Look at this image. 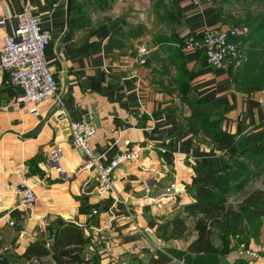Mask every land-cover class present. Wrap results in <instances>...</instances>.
Listing matches in <instances>:
<instances>
[{
	"label": "crops",
	"instance_id": "crops-1",
	"mask_svg": "<svg viewBox=\"0 0 264 264\" xmlns=\"http://www.w3.org/2000/svg\"><path fill=\"white\" fill-rule=\"evenodd\" d=\"M27 6L50 35L47 57L59 97L37 108L24 104L20 90L5 86L0 66V264H56L52 256L24 255L39 240L49 246L71 224L84 232L85 264H149L186 251L197 239L198 218L185 213L195 201L197 162L210 163L218 175L229 166L202 132L191 130L194 109L205 111V125L216 121L236 136L264 125V87L243 86L231 66L214 69L202 53L185 48L188 31L198 40L207 30L229 29L217 4L72 0L69 20L68 0H0V50ZM81 121L95 124L92 147L105 164L137 152L114 170L108 193L72 143L71 123ZM56 148L61 173L51 170ZM21 167L37 195L29 207L13 185ZM172 184L177 191L168 193ZM215 244L221 247L219 236ZM234 244L220 264H264L262 246Z\"/></svg>",
	"mask_w": 264,
	"mask_h": 264
},
{
	"label": "trees",
	"instance_id": "trees-1",
	"mask_svg": "<svg viewBox=\"0 0 264 264\" xmlns=\"http://www.w3.org/2000/svg\"><path fill=\"white\" fill-rule=\"evenodd\" d=\"M254 30L261 36L258 40L253 39L251 47L246 46L249 61L236 71L241 77L242 74L240 75L239 71L249 66L250 81L247 79L248 82H246L245 79L246 83H244L241 77L242 84L260 89L264 87V81L260 82L262 83L260 86L256 85L259 81L253 76L258 66L252 65V60L255 56L258 60L259 55L262 54L258 53V48L264 51V25L255 26ZM196 37L193 35L192 39L196 40ZM242 43L246 45L245 39ZM260 71L264 76V67H261ZM205 116L204 110L194 109L195 123L191 130L194 133L202 132L214 144V147L223 152L225 158L227 157L229 166L221 175H218L210 163L197 162L195 173L198 184L195 187V201L185 207L187 217L198 218L195 223L197 239L186 251L172 250L169 252L171 255L167 253L157 258L153 257L149 264H169L173 262V258H177L184 264H220L221 257L234 248L231 246L232 239L235 240V247L247 248L252 240L260 246L263 243L264 187L249 186V183L252 178H259L262 175V171L260 175L251 172L252 162L261 166L260 164H264V157H257L253 160V155L244 159L242 155L264 143V125L258 132L251 135L236 136L224 131L216 121L205 125ZM261 169L264 171V166ZM179 220L183 222L182 218H178L177 221ZM216 236H219L222 241L220 248L216 247ZM85 246L86 239L83 230L71 224L65 226L49 246L44 239L39 240L28 247L24 256L27 260H40L52 256L56 264H85ZM261 255L264 256V250Z\"/></svg>",
	"mask_w": 264,
	"mask_h": 264
},
{
	"label": "built area",
	"instance_id": "built-area-1",
	"mask_svg": "<svg viewBox=\"0 0 264 264\" xmlns=\"http://www.w3.org/2000/svg\"><path fill=\"white\" fill-rule=\"evenodd\" d=\"M192 1L196 6H200L203 2L214 3L217 0ZM34 12V7L27 6L20 15L16 16L18 27L15 35L3 38L0 66L6 75L5 86L20 90L24 104L37 108L49 100L58 98L59 87L51 72L47 57L50 35L41 29L40 18L35 16ZM248 34V27H235L225 31L207 30L198 40L192 39L189 31L182 37L185 41V48L202 53L210 67L223 69L229 65L237 70L249 61L248 48L242 43ZM140 54L141 63H145L147 52L141 50ZM64 113L65 110L61 106L57 114L61 116ZM34 115L38 117L40 112L35 111ZM70 128L72 143L75 148L84 153L85 168L95 171L100 191L103 194L112 191L111 177L114 170L134 160L137 152L120 154L105 164L92 147V140L96 134L95 124L91 121L72 122ZM61 157V148H56L51 152L53 162L51 170L62 172ZM13 185L22 206L29 207L36 202L37 195L34 189L27 184L25 167L16 171ZM172 191H177L176 184H172L167 189L168 193Z\"/></svg>",
	"mask_w": 264,
	"mask_h": 264
},
{
	"label": "rangeland",
	"instance_id": "rangeland-1",
	"mask_svg": "<svg viewBox=\"0 0 264 264\" xmlns=\"http://www.w3.org/2000/svg\"><path fill=\"white\" fill-rule=\"evenodd\" d=\"M221 3H220V2ZM217 4V9L219 11V14L221 18L226 21V23L229 24V28H235V27H248L249 34L244 38L246 41V46L251 47V42L253 39L258 40L261 36L260 33H255V26L260 27L261 25H264V0H217L215 1ZM261 47V46H259ZM258 53H262L259 55L258 60L254 57L252 60V65H256L257 71L254 73L253 76L254 79H257L259 83H256V85L260 86V82L264 81V76L260 71L261 67H264V51L260 48ZM256 60V61H255ZM251 63V62H250ZM250 67H244L239 71V74H242V80L249 79L248 76L251 74H248V69ZM248 82V80L246 81ZM244 82V83H246ZM248 84V83H247ZM255 84V83H254ZM255 85V86H256ZM264 86V83H263ZM253 155V156H252ZM249 156H252L253 160H256L257 157H264V143L259 144L252 150H248L243 153L242 159L248 158ZM261 166H258L257 163L252 162L251 164V172L254 174L259 173L262 171V175L259 176V178H252L249 186L253 187H264V171L261 169L264 164H260ZM262 247L260 250L264 249V238H263ZM252 242H255L252 240Z\"/></svg>",
	"mask_w": 264,
	"mask_h": 264
},
{
	"label": "water",
	"instance_id": "water-1",
	"mask_svg": "<svg viewBox=\"0 0 264 264\" xmlns=\"http://www.w3.org/2000/svg\"><path fill=\"white\" fill-rule=\"evenodd\" d=\"M67 10H68V18L70 20V17H71V10H72V0H68V6H67ZM96 125L98 126V120H97V117H93Z\"/></svg>",
	"mask_w": 264,
	"mask_h": 264
}]
</instances>
